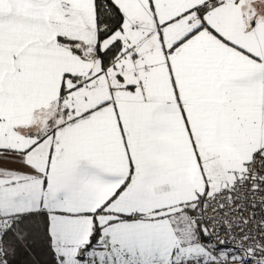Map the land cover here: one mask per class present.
Returning <instances> with one entry per match:
<instances>
[{
	"label": "snow or ice",
	"instance_id": "snow-or-ice-1",
	"mask_svg": "<svg viewBox=\"0 0 264 264\" xmlns=\"http://www.w3.org/2000/svg\"><path fill=\"white\" fill-rule=\"evenodd\" d=\"M0 264H264V0H0Z\"/></svg>",
	"mask_w": 264,
	"mask_h": 264
}]
</instances>
